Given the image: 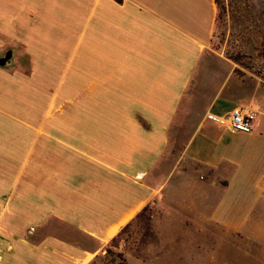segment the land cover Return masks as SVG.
<instances>
[{
  "label": "crops",
  "instance_id": "crops-1",
  "mask_svg": "<svg viewBox=\"0 0 264 264\" xmlns=\"http://www.w3.org/2000/svg\"><path fill=\"white\" fill-rule=\"evenodd\" d=\"M219 19L217 0H0V57L60 69L79 103L33 124L0 95V167H16L2 173L0 264H93L155 213L159 228L239 231L257 209L264 224V65L204 61ZM235 107L253 132L210 117Z\"/></svg>",
  "mask_w": 264,
  "mask_h": 264
},
{
  "label": "rangeland",
  "instance_id": "rangeland-1",
  "mask_svg": "<svg viewBox=\"0 0 264 264\" xmlns=\"http://www.w3.org/2000/svg\"><path fill=\"white\" fill-rule=\"evenodd\" d=\"M219 1L220 19L214 54L204 61L236 63L237 73H243L245 68L257 71L264 65V0ZM255 63L259 66L253 65ZM61 72L60 69L32 71L25 59L0 68L2 108L33 120V124H47V119L52 123L53 117L59 113L77 110L79 103L64 101L63 87L56 83ZM186 103L190 104V100L185 101L182 110L187 108ZM203 103L199 106L202 107ZM6 120L2 116L4 127L21 125ZM8 167H0V191L10 184L2 182V173L8 176L15 172L16 167L11 170ZM178 173L171 175L168 186L176 182ZM152 215H145L133 230L126 228L93 264H264V224L257 219L262 215L258 209L245 228L228 232L204 219L200 220L198 229H191V225L175 221L176 218L162 223L159 228L158 214ZM163 243L166 245L162 246V252L154 254L153 250L157 251L158 245ZM143 250L152 251L144 261L141 260Z\"/></svg>",
  "mask_w": 264,
  "mask_h": 264
},
{
  "label": "built area",
  "instance_id": "built-area-1",
  "mask_svg": "<svg viewBox=\"0 0 264 264\" xmlns=\"http://www.w3.org/2000/svg\"><path fill=\"white\" fill-rule=\"evenodd\" d=\"M210 117L226 124L233 131L251 133L255 129L254 114L245 107H235L225 116L210 115Z\"/></svg>",
  "mask_w": 264,
  "mask_h": 264
},
{
  "label": "water",
  "instance_id": "water-1",
  "mask_svg": "<svg viewBox=\"0 0 264 264\" xmlns=\"http://www.w3.org/2000/svg\"><path fill=\"white\" fill-rule=\"evenodd\" d=\"M13 56H14L13 50L9 49L5 53V55L0 57V65L3 66V67L10 65L12 63Z\"/></svg>",
  "mask_w": 264,
  "mask_h": 264
},
{
  "label": "trees",
  "instance_id": "trees-1",
  "mask_svg": "<svg viewBox=\"0 0 264 264\" xmlns=\"http://www.w3.org/2000/svg\"><path fill=\"white\" fill-rule=\"evenodd\" d=\"M217 2H218V4H220V1H219V0H217ZM2 116H3L4 118H6L8 121H15L12 117L7 116V115H5V114H2ZM7 120H6V121H7ZM15 122H16V121H15ZM3 167H4V166H3ZM12 167H13V166H9L8 169L11 170Z\"/></svg>",
  "mask_w": 264,
  "mask_h": 264
}]
</instances>
